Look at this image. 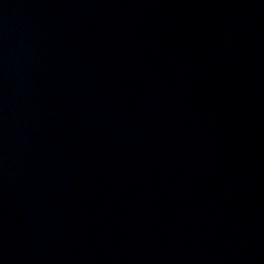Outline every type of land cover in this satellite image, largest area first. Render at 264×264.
I'll use <instances>...</instances> for the list:
<instances>
[{"label":"water","instance_id":"95a60500","mask_svg":"<svg viewBox=\"0 0 264 264\" xmlns=\"http://www.w3.org/2000/svg\"><path fill=\"white\" fill-rule=\"evenodd\" d=\"M0 264H264V0H0Z\"/></svg>","mask_w":264,"mask_h":264}]
</instances>
